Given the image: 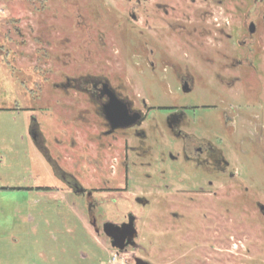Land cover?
<instances>
[{
  "label": "flooded vegetation",
  "instance_id": "flooded-vegetation-1",
  "mask_svg": "<svg viewBox=\"0 0 264 264\" xmlns=\"http://www.w3.org/2000/svg\"><path fill=\"white\" fill-rule=\"evenodd\" d=\"M217 1L219 5L224 3ZM263 1L253 0L238 26L225 23L216 29L191 28L194 44L205 45L203 37L215 31L231 43V50L228 46L227 51L218 49L217 57L203 53L180 57L176 50L170 54L164 47L159 50L153 46L147 31L151 26L139 24L141 16L135 9L122 12L104 0H90L83 8L76 1L69 5V0H63L65 10L75 14V30L86 34L85 50L90 51L88 47L95 42V52L102 51V57H83L95 64V70L85 71L78 65L72 73L64 71L60 79L49 80L46 104L67 109L62 121L73 129L65 135L67 140L53 146L35 120L31 135L60 183L45 188L52 192L61 189L72 200L85 201L89 224L96 233L106 236L110 247L104 224L131 223L120 231L112 226L110 230L126 235L117 240L122 250L112 248L128 255L132 264L136 257L154 264L142 253L150 252L152 247L159 252L165 248L147 243L144 237L141 241L146 219H155L160 228L172 225L182 231L184 209L190 207L191 224L187 228L194 234L193 249H199L198 238L203 236L206 264H225L213 263L214 254H221V259L227 261V252L232 250L228 246L244 250L242 240L237 239L240 245L234 242L235 236L245 235L241 224L246 220L254 226L260 215L264 216L257 177L264 163V59L259 56L264 42ZM148 3L163 16L175 9L168 0L134 2L147 11L152 8ZM212 13L210 9L200 11L201 19L206 20ZM87 17L97 23L96 29L86 24ZM177 25L167 26L175 32ZM92 29L98 39L92 38ZM164 30L163 26L162 33ZM69 35L63 37L64 44L68 45ZM214 40L222 42L216 34ZM113 45H117L116 51ZM62 57L68 55L55 60L67 66L69 62ZM197 89L208 90L213 99L201 105L162 99L180 92L190 95ZM56 96H61L60 101ZM85 125L96 129L85 134L84 127H80ZM144 177L157 181V192L147 191L143 184L138 193H131V181ZM158 179L165 181L164 189ZM100 193L111 194L104 203L118 200L116 195H134L139 209L101 223L96 197ZM172 205L175 208H170ZM148 206L154 210L144 215ZM165 231L156 233L168 236Z\"/></svg>",
  "mask_w": 264,
  "mask_h": 264
},
{
  "label": "rangeland",
  "instance_id": "rangeland-1",
  "mask_svg": "<svg viewBox=\"0 0 264 264\" xmlns=\"http://www.w3.org/2000/svg\"><path fill=\"white\" fill-rule=\"evenodd\" d=\"M75 1L85 8L90 0H69V5ZM104 1L122 12L135 9L141 16L139 24L151 26L147 31L153 46L159 50L164 47L170 54L176 50V53L181 54L180 57L185 53L188 56L192 54V57L200 53L217 57L216 50L227 51V46L231 50V43L215 31L213 33L222 38V42H215L214 34L203 37L205 45L194 44L191 28L196 25L198 29L207 26L216 29L225 23L230 27L238 26L242 16L253 4V0H224L223 5H219L217 0H168L175 9L169 16H163L150 3L148 7L152 8L147 11L143 5L137 7L134 4L136 0ZM97 5L102 8L99 3ZM64 6L63 0H0V264H112L116 252L109 246L106 236L96 233L89 224L85 201H74L61 189L52 192L45 188L60 186V183L54 178L44 154L35 145L31 135L35 120L53 146L58 147L61 140H67L65 135H70L73 130L62 121L63 115L67 116V109L46 104L49 80L60 79L64 71L72 73L79 69L78 65L85 71L95 70V64L83 60V57H93L90 54L102 57V51L95 52V42L88 47L90 51L85 50L86 34L75 30V14L66 11ZM204 9L213 11L206 20L201 19L200 15ZM85 14L88 15L87 10ZM85 21L89 27H98L91 18L87 17ZM169 23H178V29L175 32L169 29ZM163 26L165 30L162 36ZM95 29L91 30L94 40L98 39ZM103 29L108 31L105 26ZM68 33L71 35L67 45L63 43V37ZM261 44L262 53L259 56L264 59V42ZM113 48L116 51L118 47L113 45ZM65 54L68 57L62 58L69 62L67 66L55 60V57ZM55 98L60 101L61 96ZM162 99L164 102L177 99L180 104L201 105L212 100L213 96L206 89H197L190 95L180 92L176 97L164 95ZM80 127L82 130L84 127L85 134H92L96 129L92 125ZM257 177L261 201L264 202L263 162ZM140 179L131 181V193H138L143 184L147 191H156V180ZM158 180L160 188L164 189L165 181ZM109 195L96 194L100 202L98 213L102 215L101 223L114 217L123 218L126 211L139 209L134 195H116L118 200L104 203ZM153 210V206H148L144 209V215ZM184 210L186 216L181 224L186 229L182 227V231H176L178 227L172 225L160 228L155 219H146L141 241L144 237L147 243L165 248L159 252L156 247H152L150 252H144L142 256L154 264H206L207 252L202 244L205 240L203 236L199 237L200 247L193 249L194 234L187 228L191 224L188 221L190 207ZM247 214L248 210H245ZM241 225L245 235L240 238L235 236L234 242L240 245L237 239L242 240L245 249L228 246L232 250L227 252V261L221 259V254H214L213 263L264 264V216L261 214L259 223L255 222L254 226L246 220ZM165 230L169 237L157 234ZM247 247L250 250L247 251ZM121 257L126 264H132L128 255L122 254Z\"/></svg>",
  "mask_w": 264,
  "mask_h": 264
},
{
  "label": "water",
  "instance_id": "water-1",
  "mask_svg": "<svg viewBox=\"0 0 264 264\" xmlns=\"http://www.w3.org/2000/svg\"><path fill=\"white\" fill-rule=\"evenodd\" d=\"M130 224H131L130 222L122 223V224H116V223L109 222V223L104 224V230L106 232V235L111 239V245L113 248H117V249L122 250L123 247L118 244L117 240L124 239L126 235L125 234H119L118 232H117V234L112 233L110 230V226L115 227L118 231H120ZM118 252H119V250H118ZM135 264H150V263H148L147 261H144L141 258L136 257L135 258Z\"/></svg>",
  "mask_w": 264,
  "mask_h": 264
},
{
  "label": "built area",
  "instance_id": "built-area-1",
  "mask_svg": "<svg viewBox=\"0 0 264 264\" xmlns=\"http://www.w3.org/2000/svg\"><path fill=\"white\" fill-rule=\"evenodd\" d=\"M122 254L119 252H114L111 263L112 264H126L125 259H123Z\"/></svg>",
  "mask_w": 264,
  "mask_h": 264
}]
</instances>
